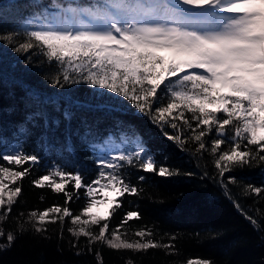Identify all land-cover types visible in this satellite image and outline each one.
<instances>
[{
    "label": "snow or ice",
    "instance_id": "snow-or-ice-1",
    "mask_svg": "<svg viewBox=\"0 0 264 264\" xmlns=\"http://www.w3.org/2000/svg\"><path fill=\"white\" fill-rule=\"evenodd\" d=\"M26 4L32 11L23 25L24 41L16 43L15 29L0 31V40L5 46L16 44L12 51L17 54L38 49L37 55H43L49 63L55 61L60 71L53 78V87L84 84L92 91L85 100L74 99L67 92L46 95L13 78L11 84L24 91L25 107L32 109L17 126L15 135H33L32 129L41 127L42 121L45 131L41 139L48 141V132L64 123L65 141L58 151L75 153L72 136L93 149L103 150L116 140L135 147L100 158L99 171L90 182L85 181L86 169L72 172L59 164L48 168L33 184L63 193L65 206L31 211L27 221L18 223L20 235L27 231L24 223L42 232L46 231V222L63 225L65 218H70L72 227L68 231L88 239L89 253L97 242L113 250L173 247L152 240L150 230L137 231L135 235L141 239L136 241L123 238L119 228L106 235L108 220L121 207V198L142 191L126 178L125 165L160 177L179 174L178 170L158 164L155 153L147 146L148 140L134 124L113 115L128 114L124 101L162 132L170 127L173 134L163 132L169 141L180 145L192 141L198 145L197 152L209 151L221 176L234 167L264 162V0H49L47 4L43 0H26ZM30 62L23 61L26 66ZM18 66L13 62L9 69L14 73ZM3 84L0 67V86ZM162 85L167 103L161 101L154 108L161 100L158 90ZM14 94L10 91V95ZM49 109L60 115L52 116ZM82 112L102 115L89 119ZM107 117L113 119L112 128L101 133L100 124ZM73 120L79 121L75 130L71 127ZM213 129L218 138L211 141L208 149L204 137ZM185 130L191 132L187 139ZM226 143L229 147L221 151ZM5 148L0 150V160L12 167L0 164V221L7 219L22 193L18 182L30 174L32 166L41 163L40 156L24 151L21 144ZM25 164L30 166L25 168ZM137 179L143 182L146 178ZM69 183L77 198L81 189L86 198L79 214L74 215L67 206L74 194L66 189ZM246 191L259 195L264 188L249 185ZM134 217L139 218L137 212H128L120 227ZM246 218L254 226L257 224L256 219ZM101 221L104 223L98 232H93L91 226ZM0 238L7 241L0 243L2 251L12 246L17 235L5 233L0 227ZM188 264L211 262L189 260Z\"/></svg>",
    "mask_w": 264,
    "mask_h": 264
},
{
    "label": "trees",
    "instance_id": "trees-1",
    "mask_svg": "<svg viewBox=\"0 0 264 264\" xmlns=\"http://www.w3.org/2000/svg\"><path fill=\"white\" fill-rule=\"evenodd\" d=\"M43 2L47 4L49 0ZM31 11L26 0H0V31L15 29L16 43L23 42L22 22ZM15 46H5L0 40V67L4 75V84L0 86V150H4L5 145L21 144L24 151H34L40 156L41 163L32 166L30 174L18 182L22 186V193L7 219L0 221L5 233L12 231L17 235L10 248L0 251V264H98V261H102V264H188L189 260H208L211 264H264V192L257 195L246 191L249 185L264 188V162L234 167L221 176L214 166L215 157L209 151L197 152L198 145L192 141L184 145L169 141L163 132L173 134L170 127H165L162 132L147 116L132 108L128 101H124L129 109L126 116L113 115L134 124L148 140L147 146L155 153L158 164L178 170L179 174L160 177L125 165L123 171L126 178L142 191L139 195L121 198V207L108 220L109 231L106 235L110 236L113 230L119 228L123 238L136 241L141 239L135 235L137 231L150 230L152 240L173 247L113 250L97 242L91 245L92 252L89 253L86 250L88 239L83 236L77 238L68 231L72 227L70 218H65L63 225L46 222V231L42 232H35L31 223H24L27 231L20 235L17 232L18 223L27 221L31 211L41 212L54 205L65 206L63 193H54L48 187H35L33 181L36 178L45 174L52 165L59 164L72 172L86 169L85 181L90 182L99 171V160L95 155L97 149L86 147L76 136H72L75 153L57 150L65 141L64 123L54 132H48V141L41 139L45 131L42 121L41 127L32 129L33 135H15L17 126L25 121L26 114L32 109L25 107L24 91L11 84L13 78L23 80L46 95L67 92L74 99L85 100L92 91L84 84L65 85L63 89L53 87V78L60 71L55 61L49 63L43 55H37L38 49L17 54L12 51ZM26 59L31 61L27 66L23 63ZM13 62L19 65L14 73L9 69V64ZM60 81L63 83L62 76ZM10 91L15 94L10 95ZM158 94L161 100L153 105L154 108L161 101L167 103L164 85ZM12 108L15 110L10 113L8 110ZM49 112L52 116L60 115L51 109ZM81 115L93 119L102 114L82 112ZM112 125V117L104 118L99 131L105 133ZM71 127L73 130L78 128L79 121L73 120ZM227 131L230 135L232 129L229 127ZM190 135L191 132L185 130L184 138ZM216 138L215 129L204 137L208 149ZM115 142H119L124 150H132L134 146L119 140ZM50 144H55V147L50 148ZM228 147L226 143L221 151ZM0 164L6 165V162L0 160ZM29 166L25 164L23 167ZM139 176H145V181H138ZM230 177L235 179L231 180ZM66 189L74 193L71 183L66 185ZM85 204L86 198L81 189L79 198L74 193L67 206L75 215L81 212ZM128 212H137L139 218L134 217L120 227ZM246 216L256 219L257 224L254 226ZM103 223L101 221L100 225L91 226V230L98 232ZM0 243L7 241L0 238ZM73 243L77 247L74 248ZM78 251L82 254L77 255Z\"/></svg>",
    "mask_w": 264,
    "mask_h": 264
},
{
    "label": "rangeland",
    "instance_id": "rangeland-1",
    "mask_svg": "<svg viewBox=\"0 0 264 264\" xmlns=\"http://www.w3.org/2000/svg\"><path fill=\"white\" fill-rule=\"evenodd\" d=\"M28 18L29 17H27V19ZM27 19L22 22V27L25 24V22L27 21ZM117 145H119V147H117ZM134 147L135 146H133L132 149ZM4 150H6V148ZM121 150H123V151H129L130 148H128V150H124L123 147H122V145L119 142H115L114 144L110 143V144L106 145L103 150L97 149L95 155H97V159L99 160L102 157H107V156H110V155L118 154V152L121 151ZM103 211H104V209L102 207L101 208V212L103 213Z\"/></svg>",
    "mask_w": 264,
    "mask_h": 264
}]
</instances>
